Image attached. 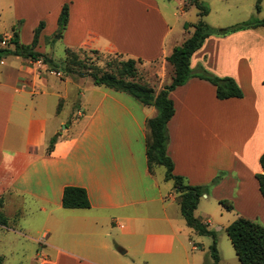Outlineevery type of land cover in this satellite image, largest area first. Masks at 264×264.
I'll list each match as a JSON object with an SVG mask.
<instances>
[{
    "label": "crops",
    "instance_id": "1",
    "mask_svg": "<svg viewBox=\"0 0 264 264\" xmlns=\"http://www.w3.org/2000/svg\"><path fill=\"white\" fill-rule=\"evenodd\" d=\"M171 1L0 0V12L8 7L15 25L28 19L32 37L43 22L35 50L46 54L44 48L52 45L48 35L58 31L66 4L68 21L59 38L68 49L112 51L143 65L157 63L163 87L172 79V74L163 78L167 66L172 70L166 58L189 36L188 22L176 25ZM203 1L209 13L214 4L241 7L245 2ZM188 6L180 7L182 16ZM252 13L264 20L262 7ZM15 25L10 35L0 33L2 44L10 42ZM0 66V212L7 221L0 230L4 240L12 235L43 245L27 264H193L179 193L164 172H150L147 166L145 123L157 115L156 108L90 83L77 97L86 98L85 110L61 132L65 97L47 66L19 56L8 63L0 59ZM190 68L194 76L168 95L174 107L167 123L173 175L206 188L202 198L233 215L227 226L239 216L264 225L256 178L264 153V25L208 36L192 54ZM200 68L234 79L243 96L218 99L214 85L198 77ZM67 186L85 189L90 207L64 208ZM190 245L191 251L198 249ZM0 257L4 263L6 254L1 251Z\"/></svg>",
    "mask_w": 264,
    "mask_h": 264
},
{
    "label": "trees",
    "instance_id": "2",
    "mask_svg": "<svg viewBox=\"0 0 264 264\" xmlns=\"http://www.w3.org/2000/svg\"><path fill=\"white\" fill-rule=\"evenodd\" d=\"M185 1L196 8L198 19L194 23L184 24V29L189 33V36L180 45L176 46L166 58V61L172 66L173 71L169 84L156 92L147 83H143L136 78V65L137 63H142L141 60L126 59L119 54L117 55L120 56V60L115 59L109 65L110 67L114 66L115 70L108 72L100 71L96 68L90 73V77L95 86H103L114 91L127 93L143 105L156 108L157 115L148 119L145 123V151L148 169L150 172H153L154 168H164V179L166 181L172 180L175 191L179 193V205L182 217L189 227L198 230L200 223L193 213L197 208L200 197L206 193L207 189L200 186H189L184 183L182 177L173 175V162L167 155V123L173 116L174 107L168 95L170 91L185 84L194 76L190 68L191 56L202 46V43L208 36L212 34L226 35L237 30L261 26L264 25V20L215 29L203 21V18L209 13V8L203 1ZM260 2L261 0H258L256 3L257 9H259L258 5ZM67 21L68 5L65 4L62 6L58 18V31L60 33L64 30ZM18 25L13 27L9 42L13 46V49L0 48V58L14 55L28 58L35 62L40 61L47 66L49 71H52V69H63L68 75L80 73L78 69L83 66V61L77 52L84 49L74 51L67 48L65 50L64 66L61 68L52 58L35 50L38 45L40 32L44 27L43 22H40L38 27L35 28L33 40L28 45L20 43ZM190 27L193 28L192 31L188 29ZM0 41H3L1 34ZM199 71V78L214 85L218 99L241 98L243 96L241 89L234 79L214 76L203 68H200ZM56 141L57 136L50 139L47 148L48 153L51 152ZM260 165L262 173L258 174L256 178L259 184V191L264 199V153L260 157ZM220 203L228 210L232 208L226 201H221ZM62 206L67 209L89 208L90 202L86 190L74 186L65 187L62 196ZM0 224L7 225V221L1 212ZM203 225L207 226L206 224ZM226 233L240 264H264V225L262 223L239 216L226 227ZM210 256L212 259L211 264H219L220 256L215 241L211 245ZM0 264H4L2 257H0Z\"/></svg>",
    "mask_w": 264,
    "mask_h": 264
},
{
    "label": "rangeland",
    "instance_id": "3",
    "mask_svg": "<svg viewBox=\"0 0 264 264\" xmlns=\"http://www.w3.org/2000/svg\"><path fill=\"white\" fill-rule=\"evenodd\" d=\"M203 2L208 6L207 1ZM185 3L188 4L185 0L171 1V7L177 14L176 25H179L183 22L193 23L196 21V19H198L196 16L197 10L189 4L185 15H181L180 7ZM242 3L243 6L241 7H222L220 5L214 4L212 12L205 16L203 21L209 26L214 24L234 26L245 22H255L260 20V17L257 14L252 13L255 11L257 12L258 10L256 7L257 2H252L254 3L252 6H248V0H245V2ZM258 6L260 8L262 7V10L264 11V3L263 5L259 4ZM226 10H229V13ZM261 17L264 18V13ZM12 21L10 9L8 7L2 6L0 12V33H6L10 35L11 27L16 24L12 23ZM18 22L20 23L18 29L22 31V40L20 41H28L31 38L33 40V37L28 29V19L27 22L24 19ZM188 29L190 31L193 30L192 27ZM61 34L62 33H60V31H57L54 34L49 33L48 36L51 38L52 45L51 48H44V51L48 57L52 58L54 62L62 68L64 66L65 50L68 48V46L64 44L62 38H59ZM4 44H2L0 41V48L13 49V46L10 43ZM77 53L83 61V66L78 69V72L80 73L68 75L63 69H52V71H49L48 69V72L53 74V76H50V78L53 80V83L55 82L54 84L60 89L63 88L61 91H63L62 95L65 97L59 109V118L64 119L65 121L60 126L61 132H65L66 129H68L67 126L69 119L79 118L77 117V112L85 110L86 98H83V100L79 101L77 97L84 88H87L90 83H92L90 73L96 68H98L100 71L108 72L115 70L114 66L110 67L109 65L115 59L120 60V56L112 51H95L92 49H84L78 51ZM0 59L2 61L6 59L7 63L13 62L14 55H8ZM136 67L137 80L147 83L149 86L154 88L155 91L161 86L160 78H158L157 63L150 64L148 62L144 65L142 63H137ZM172 73L173 71L169 68V66H167L163 72L164 80H166ZM60 100V98H57L56 105L59 104ZM154 170L156 171V174L159 175L161 172H164L163 167L154 168ZM202 197H200L196 211L193 213L194 217H196L200 223L198 227L199 229L196 230L191 227H187L186 221L184 222V224L186 223V234L184 240L187 244L190 260H192L193 264H211L212 259L210 256V249L211 245L215 241L221 258V262H219V264H240L226 233V227L229 223L228 221L233 219V215L230 212H227V210L224 208H219L212 199L206 200ZM204 221H209L211 225L204 226ZM3 234L5 233L0 230V252L2 251L6 254L4 264H27L29 257L33 256L36 251H41L43 249L42 244L32 243L26 239L14 237L12 235L4 240L2 237L4 236ZM190 243L196 245L198 249L196 251H191Z\"/></svg>",
    "mask_w": 264,
    "mask_h": 264
}]
</instances>
